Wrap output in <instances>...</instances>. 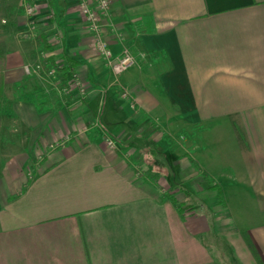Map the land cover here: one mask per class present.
Masks as SVG:
<instances>
[{
    "label": "crops",
    "instance_id": "obj_1",
    "mask_svg": "<svg viewBox=\"0 0 264 264\" xmlns=\"http://www.w3.org/2000/svg\"><path fill=\"white\" fill-rule=\"evenodd\" d=\"M102 34L121 75L77 0H0V161L36 162L0 171V264H264V0H109ZM179 122L203 188L157 162Z\"/></svg>",
    "mask_w": 264,
    "mask_h": 264
},
{
    "label": "rangeland",
    "instance_id": "obj_2",
    "mask_svg": "<svg viewBox=\"0 0 264 264\" xmlns=\"http://www.w3.org/2000/svg\"><path fill=\"white\" fill-rule=\"evenodd\" d=\"M9 1V0H8ZM155 132H157L158 134H165L170 141H173V139L175 140L171 152H169V154H167L166 157H164V159H162L161 161H157V162H161L162 165L165 166V168L168 170V174H173L170 172V170H172V165L174 162L179 161L181 159H185L186 161H184V163H180V168L184 171L183 172V176L181 177L182 179L189 176H193L192 179H194L196 182L199 183L200 187L203 188V186H207L208 184H210V182L208 181V177L206 175L205 169H207L206 167V163H201V165H196V164H192L190 162V160H192V156H191V152L186 148L185 145H183V142L181 141L182 138H186V137H190L191 136V129H185L181 127V123L179 122V127L178 130L176 131H171V130H167V129H160V128H156L154 130ZM182 142V145L180 144ZM17 146V145H15ZM10 146H4V148H9ZM17 147H21L23 149H27L29 147V145H27L26 143H23L22 145H18ZM31 147V146H30ZM14 148V147H13ZM9 155V157L12 156V158L16 157ZM8 157V158H9ZM156 162V161H155ZM7 163V168L9 170V172L11 171L12 176H15V171L20 169V179L23 177L25 179H28L29 176H31L33 169L35 166L34 161H32L31 159L29 160H20V161H16V160H8L7 162L5 161H0V171L1 169L4 168V165ZM144 167L138 166L139 170H143ZM196 172H198L199 177L197 178L196 176ZM23 174V176L21 177V175ZM174 175V174H173ZM177 175V174H176ZM176 175H174V177H168V183L170 185V179L175 180L176 182H178V177H176ZM2 173L0 172V177H2ZM25 176V177H24ZM178 176V175H177ZM196 178V179H195ZM192 179H189L190 181ZM0 180L2 181L1 183V187H5L6 190L8 191V193H12L14 190H16L18 187L15 183H11V184H6L5 183V178L2 177L0 178ZM9 181L12 180L11 177L8 178ZM186 180V178H185ZM14 184V187H13ZM162 184L165 186V181H162ZM184 187H180L179 185H176L175 187L178 188V191H174V188L171 189H167L166 187H164V191L166 194L169 195H173L177 201L180 204H196L199 205L201 204V202H203L202 200L196 199V193L190 189L189 187H187L186 185H183ZM188 189V190H187ZM163 191V192H164ZM207 190H204L203 193L200 194L199 198H206L204 200V205H199V207H201V210L204 213H210L212 214L213 211L218 212V209H221L220 205L217 203V199H216V203H214L212 201V199H209L208 197V193L206 192ZM184 201V202H183Z\"/></svg>",
    "mask_w": 264,
    "mask_h": 264
},
{
    "label": "built area",
    "instance_id": "obj_3",
    "mask_svg": "<svg viewBox=\"0 0 264 264\" xmlns=\"http://www.w3.org/2000/svg\"><path fill=\"white\" fill-rule=\"evenodd\" d=\"M77 2L84 26L92 36L93 47L97 56L103 59L105 65L114 75H121L134 65L136 58L127 49L123 50L119 57H113L104 40L102 34V19L109 16V0H77ZM26 14L31 18L33 16V9L27 8ZM73 82L83 94L84 90L81 84L77 80ZM105 143L109 148L115 147V143L110 139H106Z\"/></svg>",
    "mask_w": 264,
    "mask_h": 264
},
{
    "label": "trees",
    "instance_id": "obj_4",
    "mask_svg": "<svg viewBox=\"0 0 264 264\" xmlns=\"http://www.w3.org/2000/svg\"><path fill=\"white\" fill-rule=\"evenodd\" d=\"M217 197L219 201H222L221 195L219 192H217ZM170 201L173 203L175 208L177 209V212L179 213L180 216H184V214L188 211L193 210L194 208L188 205L180 204L175 200V198H170Z\"/></svg>",
    "mask_w": 264,
    "mask_h": 264
}]
</instances>
